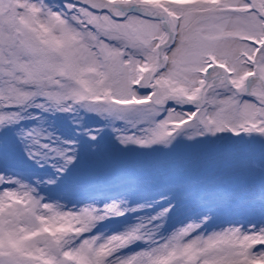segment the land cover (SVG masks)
Returning <instances> with one entry per match:
<instances>
[{
  "label": "snow or ice",
  "instance_id": "1",
  "mask_svg": "<svg viewBox=\"0 0 264 264\" xmlns=\"http://www.w3.org/2000/svg\"><path fill=\"white\" fill-rule=\"evenodd\" d=\"M0 264H264V0H0Z\"/></svg>",
  "mask_w": 264,
  "mask_h": 264
}]
</instances>
